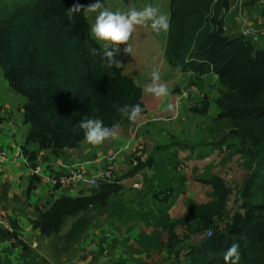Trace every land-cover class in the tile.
<instances>
[{"label":"trees","instance_id":"1","mask_svg":"<svg viewBox=\"0 0 264 264\" xmlns=\"http://www.w3.org/2000/svg\"><path fill=\"white\" fill-rule=\"evenodd\" d=\"M49 1L54 0H0V40L6 45L0 50V69L6 82L11 84L13 78L17 79V88L30 99L32 109L37 105L50 106L37 114V123L49 130L58 128L76 135L81 130L78 122L88 117H99L110 126L117 122L127 124L129 120L117 109L124 104H139L135 86L123 77L115 63H109L94 40L75 31L59 13L44 12L41 4ZM228 2L173 0L171 5L166 59L178 71L190 67L198 77L212 72L217 75L223 92L217 101L216 122L222 125V132L227 129L223 138L226 143L232 139L249 143V148L239 149L248 156L246 173L235 195L240 208L231 220L219 226L220 231L213 228L209 238L191 249L185 263L178 264H228L224 253L234 242L240 246L237 264H264V44L253 49L252 42L240 35L241 38L224 35L220 25ZM93 48L98 50L96 54L92 53ZM233 77L244 83L239 84ZM96 87L115 91L118 103H110L109 115L101 113ZM25 106V117L30 121L29 106ZM37 123H32L29 140L53 150L65 146L49 145L50 132L40 129L36 134ZM207 184L212 186L213 198L199 204L201 214L196 212V205L189 204L187 222L191 221L189 227L195 233L202 228L197 223L199 219L202 225H213L211 216L224 212L228 197L219 177ZM117 190L115 185L102 183L91 189L83 203L69 198L60 206V201L55 202L48 211L38 213L35 227L56 242H75L91 223L88 204H106ZM70 217H75L72 224L60 235L58 229Z\"/></svg>","mask_w":264,"mask_h":264},{"label":"crops","instance_id":"2","mask_svg":"<svg viewBox=\"0 0 264 264\" xmlns=\"http://www.w3.org/2000/svg\"><path fill=\"white\" fill-rule=\"evenodd\" d=\"M144 34L133 32L113 58L123 77L135 86L143 113L134 122H120L117 135L107 138L109 142L89 145L83 138L77 146L61 150L27 144L28 124L23 121L20 105L14 104L7 85L0 84V209L14 222L17 237L14 239V235L0 231V257L6 264H28L34 256H40L43 264H50L45 260L44 251H38L42 249V243H47L48 237L40 238L41 231L35 227V221L39 211H48L60 197L70 196L80 202L88 197L89 193H78L81 189L73 181H59L56 186L51 182L50 177L64 176L72 170L89 172L95 180L99 177L106 181L110 179L108 183L117 186L118 190L108 199L110 231L94 228L102 219V207L107 206L98 201L89 203V208L92 206L94 210L91 223L63 264H163L168 257L166 236L170 230V234L173 233L169 237L171 245L179 232H186L183 236L186 239L191 237L189 233L196 234L191 230L187 233L191 222H187L189 204L196 205L190 198L182 203L184 208L178 207L180 218L170 222V214L177 210L176 197L182 192L178 193L181 182L169 164L182 163L186 158L187 166L189 163L199 167L205 162L200 158L203 153L199 154L200 159L191 157V153L198 147L211 146L208 142L191 143L182 139L180 117L188 93L182 87L184 72L172 73V68L168 69L165 56L168 30L157 39ZM127 45L129 53L123 51ZM117 58H130L133 62L126 64L118 62ZM153 70L160 72V82L168 88V93L162 97L146 92ZM212 133L214 136V131ZM117 142L118 146H112V150L105 147ZM169 155L172 157L168 158ZM162 164L165 169H160ZM240 183L236 182V189ZM181 186L183 188V183ZM204 186L210 190L209 201L203 203L206 204L212 200L213 189L210 184L204 183ZM225 187L228 196L233 195L236 201V189L230 191V186Z\"/></svg>","mask_w":264,"mask_h":264},{"label":"rangeland","instance_id":"3","mask_svg":"<svg viewBox=\"0 0 264 264\" xmlns=\"http://www.w3.org/2000/svg\"><path fill=\"white\" fill-rule=\"evenodd\" d=\"M173 0H103L102 8L107 7L112 10H128L131 7L135 6L137 8L143 7L147 3L153 4V6L159 7V9L167 13L169 15V18L171 16V5ZM95 0H54L49 2H43L41 4L42 10L44 12H57L60 15H62L73 27L75 31H81L84 33L86 37L89 39L94 40V38L91 35L90 32V26L92 22V18L94 17V13L87 12L85 9L92 3H94ZM80 5L81 10L78 12H74L72 14H69L68 10L71 9L74 5ZM259 2L258 0H229L228 6H227V13L224 16V18L221 20V28L222 32L226 37H236L241 38L239 36L240 31L247 27L252 26L255 23V17H257V14L259 13ZM256 9V10H255ZM254 10V11H253ZM256 11V14H255ZM136 31V34L141 32L145 33V37L156 39L158 36H163V31L159 34L154 33L150 28L144 27V26H136L134 31ZM137 40L138 37H135ZM245 39V38H244ZM95 41V40H94ZM167 42V41H166ZM99 45V44H98ZM5 43L0 40V50L5 48ZM104 53V49L102 45H99ZM125 44H121L119 47L120 49L124 47ZM142 46V45H141ZM252 48L255 49L256 46L252 45ZM141 49H136V51ZM126 58V57H125ZM132 58V57H131ZM216 56H214V59ZM118 62H125L126 64H131L133 62V59H125L121 60L117 58ZM117 64V62H114ZM118 65V64H117ZM168 65L172 68V73H182V87L184 90L187 91L188 95L184 99V109L181 112L180 117V125L183 127V133H182V139L184 142H190L196 143L200 141V143L208 144L211 147H198L195 149L193 153H191V157L194 156L198 159L201 158V160H204V163H200L199 167L196 166V164H189L186 165V158H183L182 163H179L178 161L173 164L171 162L169 164L170 167H173V171L175 174H177V177L179 178V182H181L182 186H178L181 188V190H178V193L180 194L182 192V195H177L176 197V206L177 210L176 213H171V219L170 222H174L180 218V211L178 210V207H181L182 203L186 198L192 199L196 203V212L201 214L200 209L198 206L199 204H203L204 202L209 201L210 199V190L209 188L204 186V183H207L208 180H212L213 178L221 177L224 185L230 186V191L235 190V184L240 183L242 178L244 177L246 173L245 164L248 161V156H245L244 154L239 152V149L241 148H249V143L245 142L243 144L236 143L234 139L231 141L225 142V139L223 138V133L227 131V129L223 128L224 132L220 130L222 125L217 124L216 120L218 118L219 114V108L217 105V101L219 100L221 96V92H223V88L218 82L217 75L212 72L207 74L204 78H199L197 76V72L188 67L185 69V71H178L175 69L174 65L168 61ZM167 66V67H169ZM118 67V66H117ZM195 75H194V74ZM0 75L2 76L0 80V84H6L7 88L12 95L11 98L14 100V104L17 106L20 105V110L22 112L23 121L28 124V132H27V144L34 143L31 140H29L30 135V129L32 126V123H37L38 120V112L39 110L43 109L48 110L50 106H42L37 105L34 109L31 108L30 105V99L25 96V93H23L21 90L17 88V79L12 80L11 84H8L6 82L5 76L3 75L1 69H0ZM255 75V72H254ZM233 79H237L239 84H243L244 81L240 78L233 77ZM259 88V87H258ZM116 90H119V88H116ZM204 96V100L201 102V97ZM208 97V98H207ZM96 98L99 104V108L101 110V113L103 115H109V105L111 102L118 103L117 97L115 96V91L103 89L100 87H96ZM36 99H38V96H36ZM209 99V101H208ZM216 99V100H215ZM215 100V102H214ZM29 106V112L32 116V118L29 120L25 117V105ZM215 104V105H214ZM190 109V111H188ZM215 112H217L215 114ZM109 122H105L104 124L111 127ZM36 127V134H39L40 129H43L44 132H50L48 137H51L50 141H47L49 145H65L62 148H58L59 150L66 148V147H75L78 145V143L81 141L80 136L84 138L83 130H80V133L74 134L69 133L68 131L62 130V129H51L49 130L46 125H43L42 123H37ZM187 130V131H186ZM214 131V136L212 135ZM1 132V128H0ZM212 133V134H211ZM258 133V132H257ZM213 136V137H212ZM80 139V140H79ZM106 142H109V139H106ZM36 144V143H34ZM119 142L113 143L109 146H105L107 149H111L112 146L116 147L118 146ZM229 145H234L233 147L229 148ZM48 147V146H45ZM154 147V146H151ZM52 148V147H51ZM50 148V149H51ZM112 150V149H111ZM27 151V150H26ZM25 151V152H26ZM203 153V155L201 154ZM199 154L202 155L199 158ZM26 155H29L28 152H26ZM198 155V156H197ZM30 156V155H29ZM172 157L171 155L168 156V158ZM182 164V165H181ZM163 165V164H162ZM94 167V166H93ZM160 169H165V166H161ZM213 169V173H212ZM215 169V170H214ZM178 170V171H177ZM109 172V171H105ZM65 174V173H64ZM109 176V175H108ZM63 177L62 174L58 175L56 177H50L51 182L56 186L59 184V178ZM66 177H71L70 181H73L75 185H77L78 189H81L78 193H86L88 196H90L91 189H97L102 183H108L109 180H105L104 178H98L94 179L92 178L93 175L89 174V172H85L83 170H77V171H68L66 172ZM183 178V179H182ZM194 179V180H193ZM89 180H93L94 182L91 184L86 183V181L89 182ZM164 182V181H163ZM66 183V182H65ZM169 183V180L168 182ZM93 185V186H92ZM92 186V187H89ZM71 199L75 200V198L70 196H63L56 200V202L60 201L58 206L62 204V202L65 199ZM213 198V197H211ZM228 200L225 203L224 212H219L216 214H213L211 216V220L214 222L208 225H202L199 219L197 222L198 225L202 228L196 232V234L189 233L190 229L187 228V233L191 234V237L183 238V236H186V232L184 234L179 232V235H177V238H175L174 244L171 245V242L169 240V237L172 236L170 234L172 231L170 230L168 232V235L166 236L167 241V250H168V257H166L163 264H178V263H185L188 259L186 253L189 254V251L193 248H196L199 243L209 237H206L205 231L206 230H213V228L218 227L217 230L220 231V227H222L227 221L231 220L233 217V214L235 213L237 208H240V201L236 200L234 201V196L230 195L227 197ZM87 199V198H84ZM109 199V198H108ZM214 200H217L214 197ZM77 201V200H76ZM101 205L107 206L102 207V219L99 221L98 224H95L94 228L97 229H103L105 231H110V218H109V202L107 201L106 204H102L100 201H98ZM83 203V202H78ZM89 203V202H88ZM91 204V203H90ZM75 204H70V207L73 209V206ZM51 208V207H50ZM176 208V207H175ZM182 208L184 206L182 205ZM88 215L93 217V209L92 206L89 208ZM0 211L4 214L7 220H9L13 225V231L12 233L6 232L2 228H0V231H3L8 236H13L14 239L17 237L16 235V227L13 224L14 222L11 220V218L2 210ZM42 211H39V213ZM75 217H70L67 222L62 224L60 226V229H58L57 232L62 235L63 233L67 231L69 228V225L71 221H73ZM198 235V236H196ZM45 235L40 234V238L44 239L46 238ZM47 243H42V249L39 248L38 251L45 253L46 258L45 260L49 261L50 264H63L70 255H72L74 247L82 240V237L75 242H72L68 244L67 242H64V240H58L57 242L55 239L47 238ZM36 244V242H34ZM22 246H26L23 242H21ZM32 245V243H31ZM163 245V244H162ZM67 247V248H66ZM28 248V247H27ZM37 248V247H36ZM29 250V248H28ZM186 252H183V251ZM186 258V259H185ZM28 264H43L41 257L34 256L30 259V263L27 261ZM0 264H6L5 260H2L0 257ZM146 264V263H143Z\"/></svg>","mask_w":264,"mask_h":264},{"label":"clouds","instance_id":"4","mask_svg":"<svg viewBox=\"0 0 264 264\" xmlns=\"http://www.w3.org/2000/svg\"><path fill=\"white\" fill-rule=\"evenodd\" d=\"M102 5L103 0H95L85 10L95 14L92 18L90 32L96 43L102 45L103 55L108 58L109 63H114L113 58L120 51L119 46L129 40L136 26L150 28L156 34L167 31L169 28V15L151 3H147L141 8L133 6L128 10H112L107 7L102 8ZM81 7L78 4L74 5L68 12L69 14L78 12ZM91 51L96 54L98 50L93 48ZM123 51L129 53V46L127 45ZM160 80V72L153 70L151 82L147 85L146 92L155 97L166 95L168 88ZM117 110L122 117L133 122L143 113V108L139 104H124ZM119 126V122H117L109 127L99 117H88L78 122V127L83 130L84 140L89 145H100L107 138L116 136V129ZM239 247V243L234 242L224 253V260L228 264H237L239 261Z\"/></svg>","mask_w":264,"mask_h":264},{"label":"built area","instance_id":"5","mask_svg":"<svg viewBox=\"0 0 264 264\" xmlns=\"http://www.w3.org/2000/svg\"><path fill=\"white\" fill-rule=\"evenodd\" d=\"M258 2L260 8L257 9L259 10V13L257 14V18L255 20L254 25L243 28L239 33L241 37L250 40L252 42V45L254 46H260L264 44V0H258ZM0 158H2L1 154H0ZM70 180L71 177H66V175H64L63 177H60L58 181L65 183ZM93 182H94L93 180H89V182L86 181V183L88 184H91ZM0 228H2L3 230L9 233H12L13 231L12 223L6 219V217L1 211H0ZM205 235L206 237H210L212 235V231L206 230Z\"/></svg>","mask_w":264,"mask_h":264}]
</instances>
